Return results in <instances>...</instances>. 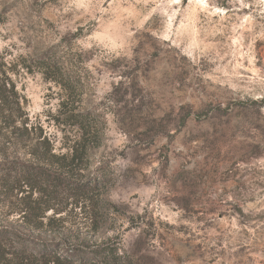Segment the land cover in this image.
<instances>
[{
  "label": "rangeland",
  "instance_id": "obj_1",
  "mask_svg": "<svg viewBox=\"0 0 264 264\" xmlns=\"http://www.w3.org/2000/svg\"><path fill=\"white\" fill-rule=\"evenodd\" d=\"M0 51L32 68L56 55L65 111L97 116L99 134L68 168L33 155L41 134L71 159L81 132L60 86L23 69L35 130L9 161L70 170L71 186L105 175L85 195L0 189V228L120 264H264V0H0Z\"/></svg>",
  "mask_w": 264,
  "mask_h": 264
},
{
  "label": "trees",
  "instance_id": "obj_2",
  "mask_svg": "<svg viewBox=\"0 0 264 264\" xmlns=\"http://www.w3.org/2000/svg\"><path fill=\"white\" fill-rule=\"evenodd\" d=\"M26 70L27 73L33 74V71H38L43 74L47 80L56 83L65 92V98L61 102V109L63 116L67 120V125L76 127L81 132L79 140L76 141L75 151L70 156H56L52 153V146L47 137L41 134L37 138V144L34 147L36 150L33 155L38 154L44 145L46 150L45 158L49 159L52 165L65 166L68 168L75 162L74 160H81L82 155L79 154L78 148H84L85 152L91 149L93 145L97 144L99 134L97 133V125L95 123L97 116L91 115H74L72 111H65L70 105V98L72 93L68 91L64 84V67L56 55L50 53L43 54L35 61V65L31 67L20 62H9L7 55L0 51V189H8L9 192L18 188V182H24V186L29 189V197H31L33 189L44 191L47 196H50V189L55 185H65L74 195H85L89 191L99 188V185L105 183L101 175L99 181L93 180L88 186L75 185L71 186L63 175L50 170L34 168L25 164H19L15 161H9L7 151L15 144L23 142L25 137H30L35 130V126L27 116L25 110V100L18 90L17 83L14 78L21 73V70ZM35 69V70H34ZM65 111V112H64ZM73 120V122H72ZM69 123V124H68ZM47 144V147L46 145ZM69 160H71L68 163ZM23 167V168H20ZM66 170V169H65ZM66 175V176H67ZM107 178V176H106ZM14 183V184H13ZM61 187V186H60ZM41 193V192H40ZM28 198V197H27ZM33 204V206H32ZM36 203H29L25 205L24 218L34 216L38 212V208L34 206ZM33 220V219H31ZM25 242H33L28 239L19 230L5 226L0 228V264H120V259L113 252L95 251L93 258H79L77 256H69L68 254H60L57 250H52L50 245L52 243H41L42 248L39 250H30L25 246ZM105 254V255H104Z\"/></svg>",
  "mask_w": 264,
  "mask_h": 264
}]
</instances>
